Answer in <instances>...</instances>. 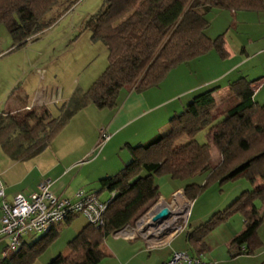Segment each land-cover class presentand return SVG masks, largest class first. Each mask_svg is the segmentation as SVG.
Wrapping results in <instances>:
<instances>
[{"label": "trees", "instance_id": "1", "mask_svg": "<svg viewBox=\"0 0 264 264\" xmlns=\"http://www.w3.org/2000/svg\"><path fill=\"white\" fill-rule=\"evenodd\" d=\"M58 1L0 0V24L11 37V48L24 46L52 25L63 12L53 10ZM214 9L259 11L264 10V0H104L84 28L93 41L106 47L105 69L86 90L74 89L59 104L57 115L48 106L0 111L2 151L13 161L25 160L41 152L86 106L114 108L122 88L157 87L172 68L211 50L226 58L223 34L213 38L207 34L208 14ZM255 80L241 76L230 81L226 97L232 104L217 114V85L194 94L152 138L130 146L129 162L98 179L101 190L109 194L102 224L86 222L67 242L68 253H58L46 264H99L109 255L102 246L105 238L133 224L159 199L155 175L162 174L181 180L205 175L202 184L184 186L183 194L190 200L211 181L222 185L243 178L251 187L187 232L185 252L191 257L199 259L206 249L204 236L235 213L242 216L244 226L229 240V256L249 255L261 248L257 230L264 209L256 202L264 203V103L254 98ZM204 128L219 154L213 166L208 144L194 139ZM182 137L187 140L179 142ZM99 194L94 193L97 198ZM73 217L64 221L68 224ZM61 228L59 223L32 243L23 241L16 250H3L0 264H34Z\"/></svg>", "mask_w": 264, "mask_h": 264}, {"label": "rangeland", "instance_id": "2", "mask_svg": "<svg viewBox=\"0 0 264 264\" xmlns=\"http://www.w3.org/2000/svg\"><path fill=\"white\" fill-rule=\"evenodd\" d=\"M103 3L104 0H59L55 7H53V10L60 9L59 11H61V9H63L61 15L51 26L19 48H11V37L6 27L0 24V111L5 107L6 102L4 100L7 98L6 96L13 90H16L13 89L15 86H21V91L24 90L25 85H27V88L31 86L38 88V84L40 89H46L48 87L55 90L57 93H59L61 89L62 102L69 98L74 89L79 88L81 90H86L91 85L107 65V49L102 42L92 40L91 33L84 28V24L86 19L102 8ZM66 6L67 8H65ZM260 13H264V11L230 12V10L214 9L208 14L210 22L208 32L211 34H216L217 30L221 32L224 26H227V22L232 19V24L227 27V31H223L224 42L226 43L232 40L235 42H247L249 38L256 36L258 29H260V27L256 25L258 19L257 15H260ZM235 16H237V18L234 20L233 18ZM256 41L248 46L251 48V52L264 46V38L258 39V42ZM214 53L217 55L215 51ZM253 57H255V55ZM225 59L226 61L231 60L232 55L222 60ZM260 59H264V54L253 58L245 66L249 67V65L258 63ZM228 63L229 62H226V66ZM38 70L43 71L42 76L37 72ZM188 70L189 65H183V67L177 70V73L183 76V74L188 73ZM212 70L214 71V68ZM209 71L211 70L204 71L203 69V75L201 73L197 78L196 75L199 73V69H196L194 76L190 73L191 76L182 79L179 86L174 87L172 91L177 92L183 89L186 84L196 82V80ZM41 78L43 79L41 80ZM169 85V83H166L165 87ZM217 90L223 92L221 94L218 92L219 96L216 98V107L214 108L216 114L217 111L221 113L220 111L227 105L232 104V101L226 97L228 92V81L223 80ZM228 102L230 103L228 104ZM60 103L49 106V109L54 115L58 114L57 108ZM259 103L262 104L264 101L261 100ZM98 109L99 108L94 104H90V106L82 112L83 115H77L71 118L41 152L25 159L21 165H23V163H30L31 161H39L38 164L40 169L45 171L46 178L52 181L51 190L61 187L58 191L62 190L64 192L63 195H73L78 189H82L87 193L94 194L95 192H100L99 198L101 200L107 199L109 194L107 191L101 190L98 182V178H100L98 174H101L100 176L111 175L129 162L130 159L126 158L129 154L128 148L123 147V149L120 150L119 146L118 148L115 147V142H111L112 144L110 143L107 148H104L108 143L106 142L104 146L101 147L102 149L96 146L97 142L92 146L89 145L94 136L95 138L99 137V129L96 134H92L95 130L96 123L105 121L108 118V116H106L107 112H99ZM107 110L109 109L105 108L103 111ZM166 120L167 121L162 127L167 125L168 118ZM78 138L83 139L82 146L76 144ZM150 138H152V136L147 140ZM194 139L200 144H208L210 148L209 163L211 166L217 164L219 161V154L211 143L207 128L200 130L195 135ZM147 140H145V142ZM185 140H187L186 137H182L179 139V142H184ZM85 146L89 148L93 147V151L82 158L81 160L84 162L80 163L78 158L82 155L81 150H83ZM1 156L8 159L0 147V157ZM70 163L73 165L67 167L66 174L64 173L65 176L60 178L59 175L62 172L63 166ZM35 171V167L33 166L31 175ZM204 176L205 175L200 174L193 178L181 180L172 179L164 174L155 175L159 193L165 200L158 199L156 203L140 215L133 224L126 227L127 230L134 232L136 236H140L148 241H154L158 236L161 238L163 234L166 235L167 233L162 232L160 230L161 228L156 230V228L150 225L147 214H149L153 207L159 208L160 205L168 204L171 206V210L174 213L183 214L185 212L188 213L189 210L187 221L192 224L189 228H192L207 219L212 212L217 211V209H223L224 206H226V201L236 190L241 188L240 185L242 183H247L243 178L228 181L222 185L211 181L207 185V188L194 199L190 200L184 196V186L190 182L200 185L205 182ZM86 180L87 182L84 183ZM83 183L88 185H83ZM23 185H28V182H24ZM247 185L249 184L247 183ZM26 188L27 187L23 188L25 192H27ZM178 188H182V191H179L182 200L177 198V194L172 193ZM250 188L249 186V189ZM176 198L180 202L182 201V207L181 204L177 202ZM219 205L223 206L219 208ZM234 216L242 217L239 213H235L231 217ZM230 218L228 219L229 221ZM197 219H199L198 222ZM180 220L179 218L178 222H180ZM86 222L87 219L83 215H77L74 216L68 224L65 221L60 223L62 228L58 238L36 259L34 264H46V262L59 252H65L67 250L68 240L72 238ZM226 227L225 222H222L204 236L203 241L206 245V249L199 256L202 263L239 264L227 260L229 257L226 258L227 248L221 245V241L227 232ZM43 233L44 232H29L22 238L24 242L29 244L40 238ZM118 235V237L123 236H121V234ZM113 237V234L106 237L104 240V248H106V241L113 239ZM1 243L6 246L7 240L4 239ZM221 256H224L225 259L223 263L219 261Z\"/></svg>", "mask_w": 264, "mask_h": 264}, {"label": "crops", "instance_id": "3", "mask_svg": "<svg viewBox=\"0 0 264 264\" xmlns=\"http://www.w3.org/2000/svg\"><path fill=\"white\" fill-rule=\"evenodd\" d=\"M230 12L235 11L230 10ZM257 16L258 19L256 21V25H258L260 29H258V33L256 34V36L249 38V41L247 42H235L234 40L226 43L224 42V46L229 53L227 57L232 55L231 60H222L221 58H219L218 54L216 55L214 51L211 50L205 55L189 60L185 63H181L172 68L167 73L160 85L157 87L148 88L142 91H136L135 89L129 87L122 88L119 91L117 105L114 108H107L109 109L107 111H103L105 110V108L98 109L99 112H107L106 116H108V118L105 121L96 123L95 130L94 132H92V134H96L98 129L100 130L101 128H103L110 134V139L107 141L108 143L104 148H107V146L111 142H115L116 148H118L119 146V149L122 150L123 147H127L130 151V146L144 142L149 137L153 136L158 130H160L163 124L167 121L166 119L173 112L182 109L185 103H187L194 94L216 85L217 87H219L223 80L228 81L229 84L230 81L241 76L245 77L247 80L256 79L251 84V87L254 91V98L257 102H260L261 100L264 101V59H260L258 63L249 65V67L245 66L253 58L264 54V46L256 49L254 52H251V48L248 47L250 44H253V42L255 43L256 40V42H258V39L264 38V13H260V15L258 14ZM236 18L237 16H235L233 19L235 20ZM231 21L232 19L227 22V26L225 25L221 32L217 30L216 34H211L207 29V34L212 38L219 34H223L225 31H227V27L232 24ZM254 55L255 57H253ZM226 62H229L227 66ZM183 65H189V70L187 74H183L182 76L177 73V70L183 67ZM210 68H214V71ZM196 69H199V73L196 75L197 78L201 73L203 75V69L204 71H211L206 73L204 76H201V78L196 80V82L192 84H186L183 89L177 92L172 91L174 87L179 86V84L182 82V79L188 76L190 77V73L192 74V76H194ZM42 79L43 78H41V80ZM166 83H169L170 85L165 87ZM17 87L18 86H15L13 89L16 90H13L6 96L7 98L4 100L6 104L3 110H15L20 107H49L51 105L60 103L62 100L61 89V92L59 91V93H57L55 90L48 87L46 89H40L39 84L38 88H34V86L27 88V85H25L23 91L20 90L21 86L18 88ZM218 92L219 91L217 90V93L215 94L218 95ZM222 92H219V94ZM89 106L90 105L78 111L75 115H73V117L77 115H83L82 112H84V110H86V108H88ZM97 138H95L94 136L89 145H94L95 142H97ZM76 144L82 146L83 139L78 138L76 140ZM86 146L83 150H81L82 155L80 156V158H78L80 160V163L84 162L83 160H81L82 158L93 151V147L89 148ZM6 157L8 159H5V157L2 156L0 157V179L4 185L5 200L10 201L17 193H21L25 197H28L32 192L36 190L37 185L42 180L48 179L46 178V172L40 169L38 164L39 161H31L30 163H23V165H21L24 160L13 161L7 155ZM129 157L130 153L126 158L129 159ZM59 163L62 164L61 162ZM71 163L63 166L62 172L59 175L60 178H63L62 176H65V172L68 169L67 167L73 165ZM33 166L35 167L36 171L31 175ZM100 175L101 174H98V177H103ZM24 182H28V185H23ZM86 182L87 180L84 181V183ZM84 183L83 185H88ZM24 187H27V192H25V189H23ZM240 187L241 188L239 190H236L235 193L226 201V205L230 203L242 191L241 189H249V185H247V183H242ZM60 188L61 187L52 189V192L56 195L67 196L63 195L64 192L62 190L58 191ZM178 191H182V188H178L172 193L174 194ZM159 200L165 199L160 195ZM256 204L261 209H264V203L257 201ZM222 206L219 205V208ZM199 219H197V222ZM191 225L192 224L187 221L185 228L173 233L172 235L167 237L163 243L160 244H153L147 239L141 238L140 236L130 237L121 235L122 237H118L119 233L113 234V239H109L108 241H106V248H104V242L102 244L103 249L109 255L99 264H163L170 258L172 252L187 251V232L197 226L195 225L192 228H189ZM225 225L227 226V232L225 233V236L221 241V245L227 248L229 240L236 233L240 232L243 229V218L240 216L231 217L230 221H225ZM257 232L262 242L261 248L249 255L239 254L232 257L229 256L228 251H226V258L229 256L227 260L239 264L264 263V218H262V222ZM4 239H6L8 243V239ZM4 239H0V255H2L3 250L7 249V243L6 246L2 245L1 243ZM67 253L68 248L62 254ZM220 258V263H223L225 261L224 256H221Z\"/></svg>", "mask_w": 264, "mask_h": 264}, {"label": "built area", "instance_id": "4", "mask_svg": "<svg viewBox=\"0 0 264 264\" xmlns=\"http://www.w3.org/2000/svg\"><path fill=\"white\" fill-rule=\"evenodd\" d=\"M41 76L42 70L37 71ZM110 134L103 128L99 130V137L96 146L101 148ZM52 181L49 179L42 180L28 197L21 193H17L8 201L5 200L4 186L0 180V200H1V216H0V239L7 238V250L13 251L18 249L23 242V236L29 232H46L51 227L62 223L67 217L83 215L87 222L99 226L103 222V214L107 207L109 199L101 200L96 195L87 193L82 189L76 191L73 195L60 196L51 190ZM168 207L172 212L171 216L160 223L153 226L151 219L150 225L156 230L160 229L163 234L161 238L158 236L155 240H149L153 244H160L173 233L185 228L189 215L174 213L171 206ZM162 208V207H161ZM156 209L150 214V218L158 212ZM179 215V216H178ZM179 218L181 219L178 222ZM178 219V220H177ZM163 225V226H162ZM123 236H136L134 232L128 231L125 227L118 232ZM4 255V254H3ZM214 264L202 263L200 259L191 257L185 251L172 252L170 258L163 264Z\"/></svg>", "mask_w": 264, "mask_h": 264}, {"label": "water", "instance_id": "5", "mask_svg": "<svg viewBox=\"0 0 264 264\" xmlns=\"http://www.w3.org/2000/svg\"><path fill=\"white\" fill-rule=\"evenodd\" d=\"M171 214L172 212L168 207L160 208L159 211L156 212L151 218L153 226L159 225L163 221L167 220L171 216Z\"/></svg>", "mask_w": 264, "mask_h": 264}, {"label": "bare ground", "instance_id": "6", "mask_svg": "<svg viewBox=\"0 0 264 264\" xmlns=\"http://www.w3.org/2000/svg\"><path fill=\"white\" fill-rule=\"evenodd\" d=\"M175 194H177V196H178L177 198H179V200H180V199L182 200V197H181V194L179 193V191L176 192ZM177 198H176V199H177ZM179 200L177 199V202H178L179 204H181L182 201L180 202ZM159 204H160V203H159ZM163 206H164V205H160L159 208H158V207H155V208L153 207V208L151 209V211L149 212V214H147V218H148V220L151 219V218H150V217H151L150 214H151L152 212H154L156 209H160V208L163 207ZM181 207H182V204H181ZM162 226H163V225H162Z\"/></svg>", "mask_w": 264, "mask_h": 264}]
</instances>
